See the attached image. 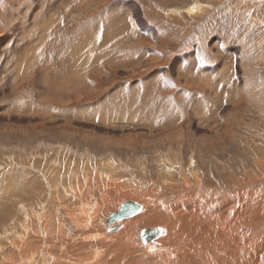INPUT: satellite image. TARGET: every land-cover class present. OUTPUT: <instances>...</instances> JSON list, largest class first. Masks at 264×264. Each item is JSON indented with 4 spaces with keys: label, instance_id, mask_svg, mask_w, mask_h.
<instances>
[{
    "label": "rangeland",
    "instance_id": "374dc122",
    "mask_svg": "<svg viewBox=\"0 0 264 264\" xmlns=\"http://www.w3.org/2000/svg\"><path fill=\"white\" fill-rule=\"evenodd\" d=\"M125 14L133 30L106 34ZM0 43V264L30 263L15 245L24 235L37 264L46 244L47 264L78 261L59 248L82 239V199H126L108 181L150 190L169 213L199 174L215 197L262 201L264 0H0ZM253 221L264 225V210Z\"/></svg>",
    "mask_w": 264,
    "mask_h": 264
},
{
    "label": "bare ground",
    "instance_id": "6f19581e",
    "mask_svg": "<svg viewBox=\"0 0 264 264\" xmlns=\"http://www.w3.org/2000/svg\"><path fill=\"white\" fill-rule=\"evenodd\" d=\"M101 1H103V0H101ZM64 2H66V1H64ZM69 2H70V0H69ZM58 7H59V4H58ZM196 8H197V6L193 5V6L188 7L187 11L194 13L197 10ZM29 9H30V7H29ZM17 15H19V14H17ZM116 15H117V13H116ZM49 16L51 17V15H49ZM52 16H53V14H52ZM127 16L128 15L125 14L124 17H121V16L116 17L115 16L113 19H111V20L117 21V22L120 21L119 24L121 23V25L118 26L119 25L118 24L115 31H108L107 30L108 33H106V34L112 35L113 32H114V34H117V33L122 34L125 32H130L132 27L134 26V24L132 23L131 17H130L131 19H126ZM9 17H12L11 11L9 12ZM10 19L8 18V20H10ZM22 19H20V20H22ZM116 23L114 22L113 27H115ZM48 24H50V23H48ZM24 33L25 32H23V34ZM116 36L117 35H115L113 38H115ZM45 37L47 38V36H45ZM41 38H42V36H41ZM22 39L24 40V37ZM102 44L104 45V43H102ZM20 46L23 47L22 45H20ZM25 47H28V46H25ZM12 48H14V47H12ZM29 48H30V46H29ZM34 49H36V48L34 47ZM29 52H31L30 49H29ZM31 54H30V56H31ZM38 54L39 53L35 54L36 58L39 57ZM1 55H3V54H1ZM46 57H47V55H46ZM153 57H155V56H153ZM24 59H25V57H24ZM155 60H156V58H152V60L148 64L154 63ZM77 61H78V59H77ZM35 64H37V63L35 62ZM61 64H63V63H61ZM92 64H94V63L92 62ZM49 68H51V67H49ZM101 70H103V69H101ZM62 71H64V70H62ZM19 72H20V70H19ZM30 72L32 73V71H30ZM30 72H28L26 70V72L24 73L25 77H23V78L26 80L29 79L30 78ZM82 72H84V71H82ZM84 73H82V75ZM84 76L87 77V73H85ZM84 76H82V77H84ZM106 76H108V74ZM48 78H50V77L47 76V79ZM11 79H14V78H11ZM79 79H80V77H79ZM50 88H52V87H50ZM98 174H95L96 178H97L96 175H98ZM100 175H101V173H100ZM195 177H196L195 178L196 184H193L192 182L186 183V185H187L186 187L189 190H187V192L182 194V195H180L181 193H179V195H178L179 200L174 203V207H172L173 208L172 213H169L168 210L166 211V208L164 206L158 204L159 200L157 198L156 199L158 201L153 200L154 197H157V196H154L153 193H150V190H149V192L148 191L146 192V191H141V190L137 189L138 191L132 192V190H131V192H130L125 188L124 185L122 186L120 184H117L115 181L106 182L105 184L106 185L108 184L107 186H111V187H114L115 189L117 188V189L121 190V192H123V194H124V195H122V198H124V196L127 195L126 199L124 201L132 200V201L137 202V204L140 206L139 211L134 213L133 215L129 213L127 216L121 218L118 222L111 221L110 226H114L116 224H119V225H117L114 230L111 229L108 231L106 224L104 222V218L106 216H108L110 213L118 211L120 204L124 201L121 199L122 202H119V201H121V200H119L118 201L119 204L116 202L117 203L116 206L114 204H113L114 206H111L108 202L109 197H110V194H108L109 192L108 193L104 192L105 194L100 196V200H97V198H96V200H94L93 203H90L88 201L89 196L87 198L85 196L84 199L81 198L82 203H83V207L81 206V211L80 212L78 211V213H81V214H80V217H77V219H78L76 221L77 226L76 225L75 226L78 227L77 229H80L78 231H82V233H83L82 239L79 240V237H78V239L76 237L77 235L76 236L72 235V237H76V240H79V241L72 242L73 245H72V243H71V245L66 244V245H63L59 248L62 251H65V250L68 251L69 249L73 248L77 252V254L75 256L77 257V255H78V258H77L78 261L73 262V261L65 260V259L61 258L63 255H61V256L58 255L59 257L56 258L58 261L56 260L54 262L55 263L58 262L59 264H141V262L143 264H264V225L262 223V226H261L260 223L257 224L256 221H255L256 223L253 221L255 212L257 213L258 210H260L262 212L264 210V197H263V199H261L262 201H259L260 203L257 206H254V205H256L253 203L254 199H252V201L249 200L246 202L245 199H247V198H245V199L243 198L246 203L244 202V204H242V206H239V202H238L239 193H238V195H236V194L233 195V193H232V195H230V196H228L229 194L228 195L225 194V195H223L224 197L223 196H219V197L216 196L215 197L213 195L215 193V190H213V189L211 190V188L205 189V185L202 183L204 180L201 181L202 179L200 178V174L196 175ZM101 178H104V177L102 176V177H100V179ZM187 178L188 177H186V179ZM94 180L95 179H93L92 182H94ZM101 180H103V179H101ZM188 180H189V178H188ZM89 181H90V179L88 180V182ZM35 182H37V181H35ZM185 182H187V181H185ZM103 184H104V182H103ZM30 185H34L33 182L30 183ZM29 188H30V186H29ZM75 188L77 189V187H75ZM220 188H222V187H220ZM107 189H109V188H107ZM50 190H51V188H50ZM80 190L82 191V188H80L79 191ZM79 191H78V193H79ZM246 191L247 190L245 189V192ZM250 192L254 193V191L252 192V190ZM255 192H257V191H255ZM125 193H127V194H125ZM74 194L76 195V192ZM82 194H83V192H82ZM210 194H211V196H210ZM256 194H259V193H256ZM128 195L133 196L134 198L139 199L140 201L133 200V199H127V197H129ZM155 195H157V194H155ZM243 195H245V194H243ZM200 196L201 197L202 196L203 197L209 196V198L207 197L205 200V198H200ZM263 196H264V193H263ZM78 197H79V195H78ZM251 197H253V196L251 195ZM257 198H258V196H257ZM259 198H258V200H259ZM59 202H60V200H59ZM159 203H160V201H159ZM107 204H109V207H106ZM62 205H63V202H62ZM67 207H68V205H67ZM99 208H102V209L104 208L105 213H106V210L109 213H107L106 216L103 218V223L101 222V223L95 224V221L92 222L90 218L92 216L94 217L96 214H98ZM49 213H50V210H49ZM257 216H259V215H257ZM47 217H49V216H47ZM42 218L46 221L45 222L46 225H44L43 219H42L43 222H42V220L40 222V223H42V227H41L42 231L45 233L47 231V233H49V230H48L49 229L48 228L49 223L47 222V219H45V215ZM94 218H96V217H94ZM161 218H166L163 226H159L158 224L151 226V224L158 223ZM260 218H262V216ZM97 219H99V218H97ZM255 219H257V218L255 217ZM258 220H259V218H258ZM262 222H264V221H262ZM141 223H144V224L148 223V225H147L148 229H152L154 227L160 228V230H161L160 234L156 237L155 235L157 234L159 229H155V235H152L151 238L146 239V241L143 242V240L141 239V236H140V232L143 228H146V227H142V228L139 227L137 229L138 224H141ZM59 226H61V224L58 225V227ZM89 226L92 227V228H90L91 231H88ZM63 230H65V229H63ZM61 233L62 232L59 231L58 234L57 233L56 234L58 236L59 235L62 236ZM54 234L51 236H54ZM80 234L81 233H79V236H80ZM48 236H50V235H48ZM53 238L54 237H52V239ZM18 240L15 241L16 242L15 245L17 244V246L20 248L19 249L20 250L19 257H23L24 255L29 256L28 261H30V263L28 262L27 264H33V263L37 264L36 261H34V257L33 258L31 257L32 254L31 255L29 254L30 249H34L38 246L35 243L36 240L34 242H30V237L29 236L25 237V235H24V237L19 236ZM56 240H57V238H56ZM20 242H22V244H20L22 246L18 245ZM92 242H96L99 244L104 243L105 248L103 249L102 245H98V246H93V248L90 249L89 246H90V244H92ZM44 246H45L44 251L47 250V252L44 253L42 261H41V259H39L40 260L39 264H44V262H45V264H47L46 261L50 260V257L52 259L54 258L53 256H51L52 255L51 254V252H52L51 246L52 245L46 244ZM37 251L38 250H36V252ZM53 255H55V254H53ZM16 256H17V254L15 255V258H12V259L10 258L13 264H17L16 262L18 260H17ZM37 256H39V255H37ZM55 257H57V256H55ZM69 257H72V256H69ZM136 260H139L138 262H140V263L136 262ZM40 262H43V263H40Z\"/></svg>",
    "mask_w": 264,
    "mask_h": 264
},
{
    "label": "water",
    "instance_id": "95a60500",
    "mask_svg": "<svg viewBox=\"0 0 264 264\" xmlns=\"http://www.w3.org/2000/svg\"><path fill=\"white\" fill-rule=\"evenodd\" d=\"M140 209V206L137 204V202L132 201V200H127L124 201L120 204V207L118 211L110 213L108 216L104 218V222L106 224L107 230L115 229V227L119 224H116L114 226H110L111 221H116L118 222L121 218L127 216L129 213L134 214L138 212ZM155 229H159L157 234L155 235ZM160 228L154 227L152 229L143 228L140 232L141 239L143 242L146 241V239L151 238L152 235H155L156 237L160 234Z\"/></svg>",
    "mask_w": 264,
    "mask_h": 264
}]
</instances>
